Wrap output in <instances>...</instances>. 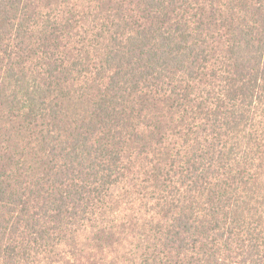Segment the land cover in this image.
I'll list each match as a JSON object with an SVG mask.
<instances>
[{
  "label": "trees",
  "instance_id": "trees-1",
  "mask_svg": "<svg viewBox=\"0 0 264 264\" xmlns=\"http://www.w3.org/2000/svg\"><path fill=\"white\" fill-rule=\"evenodd\" d=\"M0 264H264V0H0Z\"/></svg>",
  "mask_w": 264,
  "mask_h": 264
}]
</instances>
